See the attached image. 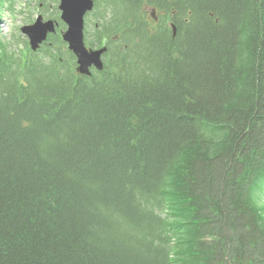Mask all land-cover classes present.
Listing matches in <instances>:
<instances>
[{"label": "trees", "instance_id": "16d2710c", "mask_svg": "<svg viewBox=\"0 0 264 264\" xmlns=\"http://www.w3.org/2000/svg\"><path fill=\"white\" fill-rule=\"evenodd\" d=\"M93 1L0 32V264H264V0Z\"/></svg>", "mask_w": 264, "mask_h": 264}, {"label": "water", "instance_id": "95a60500", "mask_svg": "<svg viewBox=\"0 0 264 264\" xmlns=\"http://www.w3.org/2000/svg\"><path fill=\"white\" fill-rule=\"evenodd\" d=\"M93 0H59V19L66 25L61 33V38L66 43L68 50L76 58V72L82 75H90V68L101 70L103 68L102 57L106 52L105 47L91 49L84 42V18L93 10ZM57 21L43 20L39 15L30 25L20 28L21 35L28 41V47L36 51L48 35L55 33Z\"/></svg>", "mask_w": 264, "mask_h": 264}, {"label": "rangeland", "instance_id": "374dc122", "mask_svg": "<svg viewBox=\"0 0 264 264\" xmlns=\"http://www.w3.org/2000/svg\"><path fill=\"white\" fill-rule=\"evenodd\" d=\"M38 1L39 0H13V10H8L7 6H4L0 12L1 34L3 36H9L14 28L17 27L20 29L24 25L32 24L39 15L42 16L44 21L48 19L56 20L55 18L51 17L52 13H57L56 15L58 17L60 16L59 9H57V11L54 10V7H58L59 1L54 2L48 0L47 2H45L46 5H48V2L50 3L48 8L42 7L41 9H37ZM84 20L85 25H91L94 22H89V18H85ZM62 24L64 25L63 29L60 28L59 24L58 28L64 31L66 29V25L63 22ZM24 38L27 40L25 36Z\"/></svg>", "mask_w": 264, "mask_h": 264}, {"label": "flooded vegetation", "instance_id": "af4514ba", "mask_svg": "<svg viewBox=\"0 0 264 264\" xmlns=\"http://www.w3.org/2000/svg\"><path fill=\"white\" fill-rule=\"evenodd\" d=\"M95 49H97V48H95ZM74 55V54H73ZM91 69H93V67L92 68H90L89 70H91Z\"/></svg>", "mask_w": 264, "mask_h": 264}]
</instances>
